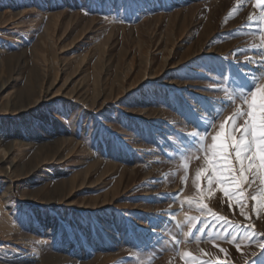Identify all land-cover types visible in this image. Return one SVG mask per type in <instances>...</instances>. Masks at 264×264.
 Segmentation results:
<instances>
[{
	"label": "rangeland",
	"instance_id": "obj_1",
	"mask_svg": "<svg viewBox=\"0 0 264 264\" xmlns=\"http://www.w3.org/2000/svg\"><path fill=\"white\" fill-rule=\"evenodd\" d=\"M256 46L250 0H0V264H244L196 232L212 213L253 220L197 188L206 153L184 145L230 114V76L264 82ZM240 189L264 232V184Z\"/></svg>",
	"mask_w": 264,
	"mask_h": 264
},
{
	"label": "snow or ice",
	"instance_id": "obj_2",
	"mask_svg": "<svg viewBox=\"0 0 264 264\" xmlns=\"http://www.w3.org/2000/svg\"><path fill=\"white\" fill-rule=\"evenodd\" d=\"M250 2L264 10V0H250ZM238 3L243 5L245 0H238ZM253 23L250 15L244 26L247 27ZM256 50L264 53V48L260 46H256ZM257 63L264 67V59ZM242 74L249 78V74ZM261 76H264V73ZM250 80L253 86L248 90L240 83L239 78L230 76L229 82L234 85V89L232 94L225 97V103L233 105L230 114L223 116L222 110L218 109L214 117L220 121L218 130H215L214 123H208L203 132L190 133L188 143L184 145L187 151L197 148V145L200 144L201 148L197 150L202 149L206 153L204 158L207 161V168L197 172V188L200 187L201 178H204L209 185L213 183L219 185L225 197L235 196L234 203L240 205L239 214L253 220L248 224H241L229 220L226 216L212 213L211 217L193 218L198 219L200 225L206 224L205 227H196V232L207 235L210 229H216L215 235H221L223 239L234 244L236 251L243 258L244 264H253L251 258L255 257L258 251L264 252V232L257 230L254 219L245 210L242 196L236 195L241 191L240 185L243 183L252 187L259 179L261 184H264V82H261L260 77L254 75ZM237 99L240 100L239 105L235 104ZM241 120L242 123L239 122ZM209 135L212 143L201 144L204 138ZM249 198L255 199L250 194ZM228 206L232 209L233 202H230ZM200 210L201 212L211 211L206 205ZM250 211H255L254 204L250 206ZM195 235L196 233L193 232L192 237L195 238ZM179 242L176 240L175 244H179ZM242 245L254 246L258 251L254 250L250 253L243 251ZM221 251L231 255L227 249H221ZM203 264H208V262L204 261ZM218 264H232V261H218Z\"/></svg>",
	"mask_w": 264,
	"mask_h": 264
},
{
	"label": "bare ground",
	"instance_id": "obj_3",
	"mask_svg": "<svg viewBox=\"0 0 264 264\" xmlns=\"http://www.w3.org/2000/svg\"><path fill=\"white\" fill-rule=\"evenodd\" d=\"M0 252H3V249L2 248H0Z\"/></svg>",
	"mask_w": 264,
	"mask_h": 264
}]
</instances>
